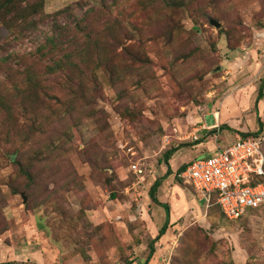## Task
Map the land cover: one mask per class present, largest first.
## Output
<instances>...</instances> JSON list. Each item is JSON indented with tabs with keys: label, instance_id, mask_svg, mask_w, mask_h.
<instances>
[{
	"label": "rangeland",
	"instance_id": "374dc122",
	"mask_svg": "<svg viewBox=\"0 0 264 264\" xmlns=\"http://www.w3.org/2000/svg\"><path fill=\"white\" fill-rule=\"evenodd\" d=\"M163 1L17 0V16L0 12V264H144L167 221L149 191L181 145L148 264H264V215L229 221L178 174L258 132V118L264 150V0ZM73 49L70 69L52 72Z\"/></svg>",
	"mask_w": 264,
	"mask_h": 264
},
{
	"label": "built area",
	"instance_id": "2783aa9c",
	"mask_svg": "<svg viewBox=\"0 0 264 264\" xmlns=\"http://www.w3.org/2000/svg\"><path fill=\"white\" fill-rule=\"evenodd\" d=\"M211 129L216 128L201 127V130ZM201 130H195L188 139L198 142ZM239 139L216 148L211 155L189 162L181 174L206 200L214 198L229 221L240 220L249 212L264 215L263 140L255 137ZM131 169L138 176L144 173L138 165Z\"/></svg>",
	"mask_w": 264,
	"mask_h": 264
},
{
	"label": "trees",
	"instance_id": "16d2710c",
	"mask_svg": "<svg viewBox=\"0 0 264 264\" xmlns=\"http://www.w3.org/2000/svg\"><path fill=\"white\" fill-rule=\"evenodd\" d=\"M1 1H3V2H1ZM16 1L17 0H0V12L3 11V10H5L7 15H10V14H13L14 13L13 15L14 16H17V14L20 12V10L17 8V4L15 3ZM163 2H166L167 3L166 0H164ZM29 8L32 11V14L34 16L37 15V14H39L38 11H37V9H36V7L34 5H31ZM21 23H22V25L24 24V26H22V27H25V28H34L33 24H35V21H33V20H31V21L22 20ZM5 27L8 28V29H11L10 26H8V27L5 26ZM76 29L74 28L73 30H71V29L66 28V30L68 31V34H66V37H68V35H70L72 38H75L74 33L76 32ZM68 41L70 43H73L69 38H68L67 42ZM46 44H50L53 48L57 47V41L54 38H52V37L47 39ZM76 53H77V50L76 49H73L71 51L72 56H67L66 55L63 59L59 60L58 63H62V64L57 65L56 66L57 69L52 68V72H55V70L56 71L57 70H59V71H61V70L65 71V70H68V67L70 69L71 64H73V61L72 60L73 59L75 60ZM36 54H37V51H35L33 55L35 56ZM89 55H90L89 53L87 54V53H84V52L80 54V56L83 58V61L89 60L86 57V56H89ZM72 66H74V65H72ZM263 98H264V91H263V87L261 86L259 88V91H258L257 102H259ZM258 126H259L258 132H256L255 134H243V133H241L239 138H242V139L244 138L245 139V138H249V137H258L259 132H262V130H263V124H262V122L260 121L259 118H258ZM226 127L227 126H222L223 129H225ZM200 143H202V142L201 141H198V142H196V145H198ZM183 147L184 146L181 145V146H178L176 148H171L170 150H168V151L165 152V154L163 156V159H164V163H165V165L167 167V173L165 174L164 177L156 180L154 182V184L152 185V187L150 188L149 196H150L151 200L156 205H159V206H162V207L164 206V208L166 209V212H167V221L163 225V227L159 230L158 236L154 240L151 241V243L149 245V254H148V257H147V259H146V261H145L144 264H148L149 261L152 259V256L155 253V243H156V241H158L166 233V231H167V229L169 227V224H170V207L167 204H163V203L159 202V200H158V198H157L156 195H157V192H158L159 188L162 185V182L165 180V178L167 176H170V175L173 174L172 173L171 166H170V163H169V161L171 160V157L177 151H179ZM186 167H187V165L181 166V168H179V170H178V174L182 173L186 169ZM2 264H22V263L11 262V263H2ZM126 264H132V263L131 262H127Z\"/></svg>",
	"mask_w": 264,
	"mask_h": 264
},
{
	"label": "water",
	"instance_id": "95a60500",
	"mask_svg": "<svg viewBox=\"0 0 264 264\" xmlns=\"http://www.w3.org/2000/svg\"><path fill=\"white\" fill-rule=\"evenodd\" d=\"M210 24H212L216 28H219L220 27V23H218L216 20H213V19H210Z\"/></svg>",
	"mask_w": 264,
	"mask_h": 264
},
{
	"label": "crops",
	"instance_id": "0c3cea01",
	"mask_svg": "<svg viewBox=\"0 0 264 264\" xmlns=\"http://www.w3.org/2000/svg\"><path fill=\"white\" fill-rule=\"evenodd\" d=\"M208 149H211V148H208ZM211 152H213V150L211 149L208 153H211ZM201 154H203V153H201Z\"/></svg>",
	"mask_w": 264,
	"mask_h": 264
}]
</instances>
